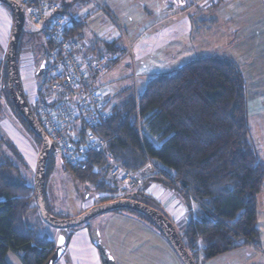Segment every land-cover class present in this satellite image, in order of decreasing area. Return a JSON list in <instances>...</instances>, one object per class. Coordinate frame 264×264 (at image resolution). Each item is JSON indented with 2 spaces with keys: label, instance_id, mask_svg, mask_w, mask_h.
Listing matches in <instances>:
<instances>
[{
  "label": "trees",
  "instance_id": "16d2710c",
  "mask_svg": "<svg viewBox=\"0 0 264 264\" xmlns=\"http://www.w3.org/2000/svg\"><path fill=\"white\" fill-rule=\"evenodd\" d=\"M71 19L70 35L75 37L83 23ZM7 82L5 58L0 57L1 95L6 97L10 112L41 144L13 106ZM108 103L106 98V107ZM108 111L107 123L95 132L109 143L115 161L124 170L142 171L147 158L160 168L161 172L145 171L151 172V181L176 192L188 208L190 215L179 236L196 264L245 245L258 247L257 206L264 189V163L250 140L246 81L233 62L217 56L201 57L173 74L150 79L141 93ZM7 112L0 101V120L8 117ZM63 164L75 180L94 192L111 194L100 203L123 198L147 205V201L155 202L141 189L133 193L134 197L126 191L118 195L120 186L109 177L106 161L99 154L89 155L86 170L64 160ZM190 201L197 207L195 212ZM129 212L158 230L144 215ZM41 222L34 187L1 156L0 264H9V252L22 264H45L49 260L56 244L37 234L36 225ZM78 228L62 233L65 251ZM91 235L96 239L92 229Z\"/></svg>",
  "mask_w": 264,
  "mask_h": 264
},
{
  "label": "rangeland",
  "instance_id": "374dc122",
  "mask_svg": "<svg viewBox=\"0 0 264 264\" xmlns=\"http://www.w3.org/2000/svg\"><path fill=\"white\" fill-rule=\"evenodd\" d=\"M175 1L76 0L64 8L70 18H77L84 24L75 37L92 48L94 56L109 53L117 57L97 84V88L106 94L107 110L141 93L146 83L156 76L173 74L201 57L225 58L235 64L246 81L253 113L252 118L250 113L253 126L250 140L259 161L264 163V0L224 3L218 15L222 21L217 24L214 21L210 25L201 24V19H205V16H200L204 10L201 8L202 0H185L187 4L182 8L176 6ZM2 7L0 10L10 12L5 5ZM21 38L19 73L24 94L30 99L36 90L43 88V76L38 77L37 71L42 63L45 64L48 51L42 26L32 22L27 13ZM2 45L0 43V57L5 58L9 43L6 47ZM1 93L0 101L9 115L0 120V157L10 161L26 183L34 187L41 144L10 112L9 103ZM32 109L35 114L34 106ZM51 155L45 186V201L50 215L59 220L74 219L86 211H83L86 203L100 202L111 195L96 193L89 185L75 180L63 164L61 154L56 151ZM13 174L10 173L11 176ZM137 178L141 180L142 175ZM135 192L137 190L126 191V195L134 197ZM147 202L160 210L155 202ZM257 212L262 233L257 246L264 251V200L258 202ZM111 213L116 212L98 215L81 227L98 231L106 226L105 218ZM121 213L136 216L125 210ZM36 226L39 236L58 244L61 231L43 222ZM175 228L182 235L179 226Z\"/></svg>",
  "mask_w": 264,
  "mask_h": 264
},
{
  "label": "built area",
  "instance_id": "2783aa9c",
  "mask_svg": "<svg viewBox=\"0 0 264 264\" xmlns=\"http://www.w3.org/2000/svg\"><path fill=\"white\" fill-rule=\"evenodd\" d=\"M14 1L23 10L26 8L24 12L32 22L42 26L47 43L43 88L28 99L43 130L70 166L86 170L89 155L99 154L106 161L109 176L120 186L118 195L135 190L140 186L137 172L124 170L115 161L109 143L95 132L109 118L106 94L97 88L98 80L117 57L109 53L94 56L92 49L71 36L72 19L60 11V0ZM219 1L202 0V3L215 5ZM175 4L182 8L187 3L176 0ZM148 169L161 172L149 158L142 171Z\"/></svg>",
  "mask_w": 264,
  "mask_h": 264
},
{
  "label": "crops",
  "instance_id": "0c3cea01",
  "mask_svg": "<svg viewBox=\"0 0 264 264\" xmlns=\"http://www.w3.org/2000/svg\"><path fill=\"white\" fill-rule=\"evenodd\" d=\"M74 1L76 0H60V11L66 13L67 11L64 8H68L69 4ZM231 1L234 0H220L213 7L203 3L201 8L204 10L200 13V16H205V19H201V24L205 25L208 23L210 25L214 21L216 24L221 22L222 19L218 16L219 9H221L220 6ZM0 6L3 8V5ZM73 20L78 21L77 18ZM0 27V43L1 45L3 43L4 45L2 46L6 47L7 43H9L8 40H10L12 29V15L8 10H0ZM249 108L251 113L250 103ZM150 174L151 172L149 171L136 173L137 177L142 175L138 189H141L145 195L155 201L160 211L166 215L174 226H179L180 230L184 231L190 215L188 208L176 193L151 181ZM138 189L136 188L135 190L138 191ZM261 200H264V189L259 194L258 202ZM190 202L192 211L195 212L197 207L193 201ZM99 203H86L83 211ZM105 220L106 226L100 227L98 234L102 244L106 247L116 264H182L165 237L140 217L116 212L109 214ZM257 220L259 221L258 212ZM261 236L262 233L260 232V239ZM263 253L262 248L245 245L203 263L264 264ZM7 261L9 264H22L20 258L11 252L7 254ZM56 264H103L100 252L92 240L90 228L81 227L73 232L66 251Z\"/></svg>",
  "mask_w": 264,
  "mask_h": 264
},
{
  "label": "water",
  "instance_id": "95a60500",
  "mask_svg": "<svg viewBox=\"0 0 264 264\" xmlns=\"http://www.w3.org/2000/svg\"><path fill=\"white\" fill-rule=\"evenodd\" d=\"M0 3L8 7L12 15L11 35L5 55L8 94L15 109L41 142V149L38 155L35 170V202L42 222L56 230L61 231L60 239L55 247V251L45 264H56L64 254L65 249L61 243L63 232L78 228L98 215L115 210H128L144 215L167 239L168 243L171 245L183 264H196L189 252L186 250L173 223L160 210L155 209L144 202L123 198L111 202L100 203L89 208L79 217L68 220H59L49 214L45 201L46 171L50 155L53 152L55 153L57 149L36 119L30 107L29 101L24 94L21 83L18 66V49L24 31L25 13L22 7L14 0H0ZM44 66L45 64L42 63L37 71L38 77L43 75ZM92 231L95 232L96 239L93 238V241L100 252L102 263L116 264L106 247L102 244L98 231L96 229H92Z\"/></svg>",
  "mask_w": 264,
  "mask_h": 264
},
{
  "label": "bare ground",
  "instance_id": "6f19581e",
  "mask_svg": "<svg viewBox=\"0 0 264 264\" xmlns=\"http://www.w3.org/2000/svg\"><path fill=\"white\" fill-rule=\"evenodd\" d=\"M39 122V121H38ZM40 124V123H39ZM40 126H41V124H40ZM42 127V126H41ZM42 129H43V127H42ZM45 132V131H44ZM162 234V233H161Z\"/></svg>",
  "mask_w": 264,
  "mask_h": 264
},
{
  "label": "snow or ice",
  "instance_id": "6c2138e0",
  "mask_svg": "<svg viewBox=\"0 0 264 264\" xmlns=\"http://www.w3.org/2000/svg\"><path fill=\"white\" fill-rule=\"evenodd\" d=\"M61 243H63V239L61 238Z\"/></svg>",
  "mask_w": 264,
  "mask_h": 264
},
{
  "label": "flooded vegetation",
  "instance_id": "af4514ba",
  "mask_svg": "<svg viewBox=\"0 0 264 264\" xmlns=\"http://www.w3.org/2000/svg\"><path fill=\"white\" fill-rule=\"evenodd\" d=\"M27 94V93H26ZM28 96V95H27ZM27 99H29L28 97H27Z\"/></svg>",
  "mask_w": 264,
  "mask_h": 264
}]
</instances>
